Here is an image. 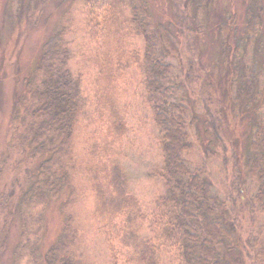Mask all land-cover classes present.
I'll return each instance as SVG.
<instances>
[{
  "label": "trees",
  "instance_id": "1",
  "mask_svg": "<svg viewBox=\"0 0 264 264\" xmlns=\"http://www.w3.org/2000/svg\"><path fill=\"white\" fill-rule=\"evenodd\" d=\"M83 1L84 31L95 44L89 58L96 69L94 86L72 69L75 53L64 38L68 26L61 24L44 43L39 61L25 78V91L16 97L11 141L31 163L14 182L19 184L18 211L24 229L17 264H23L21 252L29 257L25 264H42L45 259L47 264H85L81 230L71 211L77 201L75 139L85 120L96 123L100 132L84 169L92 182L94 215L107 240L112 264H264L260 74L253 65L247 66L235 99L239 107L242 100L246 103L255 121L245 176L230 140L226 113L215 106L213 83H204L197 59L191 58L187 64L180 60L177 65L170 61L179 59L182 38L203 30L200 1L172 0L173 21L167 23L154 20L147 0ZM261 6L257 0L255 10L261 12ZM253 9L248 10L249 44L258 32L259 13ZM36 17L32 9V25ZM133 68L143 73L147 102L153 107L164 149V164L156 175L165 181L166 191L156 197L152 208L145 207L133 193L130 174L117 149L130 130L120 107L119 83ZM194 131L202 156L192 168L188 157L197 148ZM217 159L228 181L224 197L213 191L212 167ZM2 172L0 169V178ZM66 192L68 198L61 203L62 231L42 255L44 211ZM15 193L13 189L2 195L0 206H10ZM36 209L39 212L34 213Z\"/></svg>",
  "mask_w": 264,
  "mask_h": 264
},
{
  "label": "rangeland",
  "instance_id": "2",
  "mask_svg": "<svg viewBox=\"0 0 264 264\" xmlns=\"http://www.w3.org/2000/svg\"><path fill=\"white\" fill-rule=\"evenodd\" d=\"M147 1L155 21H173L172 0ZM193 1L196 4L200 1L203 30L194 37L182 38L179 59L171 58L170 61L177 65L180 60L187 64L191 58L197 59L204 83H213L215 106L221 107L226 113L230 140L235 144L246 176L255 121L246 103L242 100L239 107L235 99L241 75L247 66L253 65L261 76L264 101V0H261V12L255 10L257 0ZM252 8L255 14L259 13L258 32L256 39L249 44L248 10ZM32 9H35L37 16L33 25ZM85 17L83 0H0V169L3 170L0 202L2 195L16 190L13 201L9 199L11 205L0 206V264H17V250L24 239L23 219L18 211L19 184L14 182L17 175H24L26 166L31 163H28L22 151L15 149L11 141L16 97L25 91V78L39 61L44 43L61 24L68 26L64 38L75 53L71 60L72 69L76 75L82 74L87 78L86 82L91 88L94 86L92 81L96 69L91 66L89 58L95 44L84 31ZM138 41L143 45L142 38ZM239 47L240 52L237 51ZM247 49L249 52H246ZM142 78V71L133 68L119 83L120 107L127 115L130 130L117 149L130 174L133 193L145 207L152 208L156 197L166 191L165 181L156 175L164 164V149L153 107L147 102V89ZM200 127L203 130L202 124ZM99 136L98 125L85 120L79 125L75 139L73 163L76 167L74 185L77 201L71 211L81 230L79 243L85 255V264H112L107 240L101 233L99 219L94 215L96 199L91 188L92 182L85 176L84 169L91 159L89 149ZM193 140L197 148L188 157L192 168L202 156L201 142L195 131ZM220 165L221 160L217 159L212 167L213 191L224 197L228 181ZM67 198L68 192L60 200L51 202L44 211L45 224L40 242L42 255L56 243L62 231L65 217L61 203ZM37 212L39 209L34 210V213ZM246 224L250 225L249 219ZM20 259L25 264L29 257L21 252ZM45 260L42 264H47Z\"/></svg>",
  "mask_w": 264,
  "mask_h": 264
}]
</instances>
